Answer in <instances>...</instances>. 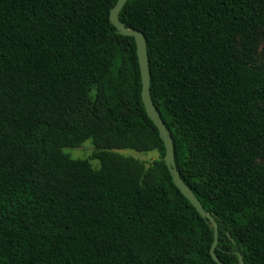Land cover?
<instances>
[{
	"label": "trees",
	"instance_id": "16d2710c",
	"mask_svg": "<svg viewBox=\"0 0 264 264\" xmlns=\"http://www.w3.org/2000/svg\"><path fill=\"white\" fill-rule=\"evenodd\" d=\"M117 2L0 0V264H218ZM120 20L146 37L151 98L216 254L264 264V0H128ZM89 140L98 169L64 151Z\"/></svg>",
	"mask_w": 264,
	"mask_h": 264
},
{
	"label": "water",
	"instance_id": "95a60500",
	"mask_svg": "<svg viewBox=\"0 0 264 264\" xmlns=\"http://www.w3.org/2000/svg\"><path fill=\"white\" fill-rule=\"evenodd\" d=\"M128 0H118L117 4L111 10L110 20L117 31L123 36L133 37L137 46V53L141 69L142 77V99L146 108V111L154 122L156 127L160 132V136L165 144L166 155L165 162L172 175L173 181L178 189L184 194V196L191 202V204L196 208V210L201 214L203 218H206L212 224L215 233V241L211 248V256L218 264H224L218 255L216 254V247L219 241L218 234V224L215 221L214 217L207 213L204 209L201 202L197 199L196 195L192 189L186 185L183 179L180 176L178 171L176 161H175V152H174V142L169 130L166 127L165 122L162 120L157 108L155 107L152 98H151V70L150 62L148 57V47L147 40L142 31L136 29L127 28L126 25L120 20V13L123 10L124 6ZM239 263L246 264L244 257L241 253H238Z\"/></svg>",
	"mask_w": 264,
	"mask_h": 264
},
{
	"label": "rangeland",
	"instance_id": "374dc122",
	"mask_svg": "<svg viewBox=\"0 0 264 264\" xmlns=\"http://www.w3.org/2000/svg\"><path fill=\"white\" fill-rule=\"evenodd\" d=\"M256 58L259 63L264 62V38H262L261 41L259 42V48L257 50ZM64 151L65 153L70 155L72 158L88 159L91 162L92 166L96 169L100 168L101 166V163L99 160L93 159V156L96 150L90 140L85 142L80 147L67 148ZM115 152H118L119 154L125 157H132L142 162L146 166V168H149L155 160L160 158V154L157 151L137 152V151L130 150V149H122V150H115Z\"/></svg>",
	"mask_w": 264,
	"mask_h": 264
}]
</instances>
